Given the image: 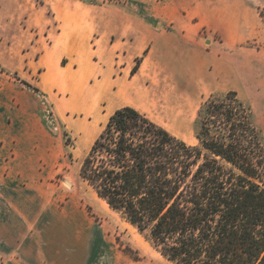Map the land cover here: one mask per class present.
Segmentation results:
<instances>
[{
	"label": "rangeland",
	"instance_id": "1",
	"mask_svg": "<svg viewBox=\"0 0 264 264\" xmlns=\"http://www.w3.org/2000/svg\"><path fill=\"white\" fill-rule=\"evenodd\" d=\"M82 1L90 6H111L147 4L154 0ZM55 4L56 0H0V84L5 79L19 86L26 84V53L32 60L54 50L55 38L60 31L53 18ZM165 4L180 5L181 12L176 20L179 17L187 25L182 30L184 36L177 43L169 44L172 50L169 48V51L162 52L158 49L155 57L147 61L132 59V52L141 48L139 44L111 46L102 40H94L92 45L83 44L77 54L68 53L69 69L59 72L58 88L51 93H41L42 119L52 130L59 152H56L58 157L50 168L43 161L37 167L39 193H44L48 187L55 190L52 203L56 214L63 213L69 206L74 210L78 207V213L112 229L106 247L108 257L104 260L103 252L97 249L94 234L84 229L86 217H83L85 220L77 217L76 221L70 216L68 227L58 220L68 237L74 238L76 244L84 248L83 264H173L105 205L79 176L82 161L109 116L127 107L109 111L106 101H97L92 89L100 78L107 80L109 86L122 80L135 81L142 74L154 78L141 80L142 89L151 96L179 98L189 108H185L176 120L167 119L145 105L132 108L191 147L198 145L195 137L198 110L207 101L221 99L234 92L250 108L252 121L264 145V0H166ZM93 15L109 17V13L103 12L94 11ZM87 27L83 25L81 28ZM116 48L122 49L126 55L117 59L112 54ZM101 49H105L103 55L99 54ZM147 63L148 70L145 69ZM136 64L140 68L132 75L131 69ZM92 68L97 72L93 73ZM35 77L38 78L37 75ZM154 80L159 84L157 92L153 89ZM74 89L80 95L79 103L72 102ZM95 108L97 115L101 116L98 122L95 115L83 111ZM91 131L93 134L88 138L87 133ZM262 186L264 188V183ZM1 253H4L2 249L0 264L18 261V254L2 256Z\"/></svg>",
	"mask_w": 264,
	"mask_h": 264
},
{
	"label": "trees",
	"instance_id": "2",
	"mask_svg": "<svg viewBox=\"0 0 264 264\" xmlns=\"http://www.w3.org/2000/svg\"><path fill=\"white\" fill-rule=\"evenodd\" d=\"M195 130L191 147L120 108L79 176L173 264H264V145L250 108L234 92L211 99Z\"/></svg>",
	"mask_w": 264,
	"mask_h": 264
},
{
	"label": "crops",
	"instance_id": "3",
	"mask_svg": "<svg viewBox=\"0 0 264 264\" xmlns=\"http://www.w3.org/2000/svg\"><path fill=\"white\" fill-rule=\"evenodd\" d=\"M165 3L166 0H154L147 4L90 6L82 0H56L52 11L60 31L55 38L54 50L32 60L26 53V84L19 86L12 80H2L0 249L4 252L2 256L18 254L19 262L15 264H83L86 253L74 238L68 237L58 221L52 203L55 190L50 187L44 193L38 190L37 167L40 161L50 168L58 157L56 152H59L52 138V130L42 119L41 93H51L58 88L59 72L69 69L67 54H77L83 44L92 45L94 40H102L111 46L119 43L139 44L141 48L132 52V59L150 61L158 49L169 51V44L177 43L184 36L182 30L187 25L179 17L176 20L181 12L180 5ZM94 11L109 13V17L104 15L98 18L93 15ZM83 25L89 27L82 30ZM104 52L105 49L99 50L101 55ZM112 54L117 59L126 55L119 48ZM148 68L149 63L145 66L146 70ZM92 71L97 72L94 68ZM108 71L110 73L111 70ZM99 82L102 89L109 87L107 80L100 78ZM94 87L95 84L92 91H96Z\"/></svg>",
	"mask_w": 264,
	"mask_h": 264
},
{
	"label": "bare ground",
	"instance_id": "4",
	"mask_svg": "<svg viewBox=\"0 0 264 264\" xmlns=\"http://www.w3.org/2000/svg\"><path fill=\"white\" fill-rule=\"evenodd\" d=\"M151 65V64H150ZM143 73V72H142ZM100 77V76H99ZM154 79L146 74H142L140 78L136 79L135 81L127 82L126 80H122L120 83L109 86L106 90L99 87L101 84L100 82H97L95 84V98H97V101H106L107 102V110L112 111L116 107L120 106H148L152 108L154 111H159L162 113L167 119L176 120L178 119L183 113L185 108H189L188 105H184L182 101L179 98L176 97H170L169 95H150L147 91L142 89L141 87V80L144 79ZM153 89L155 92L159 90V84L158 82L153 81ZM86 93V92H85ZM71 99L72 102H78L80 100V95L73 90V93H71ZM79 103V102H78ZM105 103V102H104ZM91 110V111H90ZM84 112H87V114H92L96 116L97 122L101 120V116L99 117L97 115L98 112L95 109H83ZM93 132H88L87 137H91ZM103 203L107 205L104 201ZM108 206V205H107ZM76 210H79L78 207L75 208ZM76 210H74V207L69 206L63 213H57L58 220L63 224L65 227H68V220L71 216L72 219L77 221V217L83 218L86 217L87 219V226L84 228L86 231H89L90 233L94 234L96 238V244L97 249L99 252H103V259L107 260V253H106V247L108 244V235L110 231L112 230L110 227H108L106 224L99 225V223L94 222V220L87 217V215H83L82 213H78ZM97 210V209H95ZM84 219V218H83ZM85 220V219H84ZM86 223V221H83ZM99 240V243H98Z\"/></svg>",
	"mask_w": 264,
	"mask_h": 264
}]
</instances>
